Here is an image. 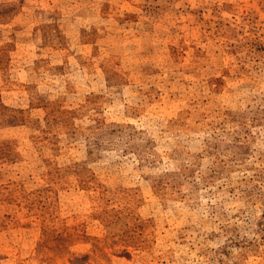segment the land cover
<instances>
[{"label":"rangeland","instance_id":"1","mask_svg":"<svg viewBox=\"0 0 264 264\" xmlns=\"http://www.w3.org/2000/svg\"><path fill=\"white\" fill-rule=\"evenodd\" d=\"M0 264H264V0H0Z\"/></svg>","mask_w":264,"mask_h":264}]
</instances>
